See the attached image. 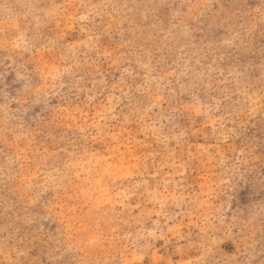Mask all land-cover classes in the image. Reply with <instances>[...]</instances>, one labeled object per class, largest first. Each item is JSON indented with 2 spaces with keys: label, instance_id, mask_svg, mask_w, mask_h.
Listing matches in <instances>:
<instances>
[{
  "label": "clouds",
  "instance_id": "obj_1",
  "mask_svg": "<svg viewBox=\"0 0 264 264\" xmlns=\"http://www.w3.org/2000/svg\"><path fill=\"white\" fill-rule=\"evenodd\" d=\"M0 264H264V0H0Z\"/></svg>",
  "mask_w": 264,
  "mask_h": 264
}]
</instances>
